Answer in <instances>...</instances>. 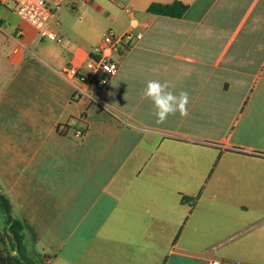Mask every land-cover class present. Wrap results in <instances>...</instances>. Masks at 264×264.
Masks as SVG:
<instances>
[{"label": "crops", "instance_id": "1", "mask_svg": "<svg viewBox=\"0 0 264 264\" xmlns=\"http://www.w3.org/2000/svg\"><path fill=\"white\" fill-rule=\"evenodd\" d=\"M153 1L173 0H70L60 40L0 1V192L25 252L45 264H264V0H181L180 17L148 11ZM109 19L141 36L112 53L104 85L79 82L75 96L63 70L89 72ZM153 80L188 93L186 116L156 122L142 98ZM205 147L221 173L209 187ZM0 264H15L1 227Z\"/></svg>", "mask_w": 264, "mask_h": 264}, {"label": "built area", "instance_id": "2", "mask_svg": "<svg viewBox=\"0 0 264 264\" xmlns=\"http://www.w3.org/2000/svg\"><path fill=\"white\" fill-rule=\"evenodd\" d=\"M1 2H11L16 14L24 21L31 24L39 35H45L51 39L60 40V36L54 30L53 24L56 22V15L58 10L68 0L52 6L46 0H0ZM140 32L127 30L124 32H117L109 28L103 35L101 41L96 44L93 49L94 56H89L84 64L89 72H84L79 69L78 65L70 63L65 66L63 74L66 78L77 81L75 96H78L82 91L79 82H86L95 80L99 85H104L112 75H114L118 68V59L112 55L117 56L122 54L130 41L133 38H139ZM207 264H242L240 261H222L214 258L208 261Z\"/></svg>", "mask_w": 264, "mask_h": 264}, {"label": "trees", "instance_id": "3", "mask_svg": "<svg viewBox=\"0 0 264 264\" xmlns=\"http://www.w3.org/2000/svg\"><path fill=\"white\" fill-rule=\"evenodd\" d=\"M186 9L187 4L181 0H173L168 3L153 1L147 7V10L153 13L178 17L182 16ZM257 154L264 157V152H257ZM182 199L192 200L193 198L183 195ZM0 227L15 264H34L27 261L26 256L21 251L22 249L25 250V227L21 220L14 215L13 203L5 192H0Z\"/></svg>", "mask_w": 264, "mask_h": 264}, {"label": "clouds", "instance_id": "4", "mask_svg": "<svg viewBox=\"0 0 264 264\" xmlns=\"http://www.w3.org/2000/svg\"><path fill=\"white\" fill-rule=\"evenodd\" d=\"M175 86L169 81L163 83L159 81H149L143 92L142 98L150 99L154 105V115L157 123H163L167 117L175 115L177 111L181 116L187 115L188 93L181 91L179 95H174L170 90Z\"/></svg>", "mask_w": 264, "mask_h": 264}, {"label": "rangeland", "instance_id": "5", "mask_svg": "<svg viewBox=\"0 0 264 264\" xmlns=\"http://www.w3.org/2000/svg\"><path fill=\"white\" fill-rule=\"evenodd\" d=\"M59 2H61V0H59ZM63 6H69V3H65ZM122 13L124 15H127L126 13H124V11L121 12L119 14L118 21H123L124 20L123 19L124 18V15H122ZM106 25H109L108 27H111L112 29H115V24H112L111 21H110V19L106 21ZM203 152L205 154V163H206L205 184L209 187V186H211L213 184V180L215 178H217V176L220 177L221 173L218 174L219 173V169H218L219 167L216 165V161H215V158H214V155H216V152L217 151L214 150V149H211L209 147H205V149H204ZM192 198L195 199L194 197H192ZM21 251L24 254V256H26V260L29 261V262H32L34 264H45L46 263V262L40 261V258H39L38 255H32L30 253H26L25 250H23V249ZM38 252H39V249L36 248V253L38 254Z\"/></svg>", "mask_w": 264, "mask_h": 264}]
</instances>
